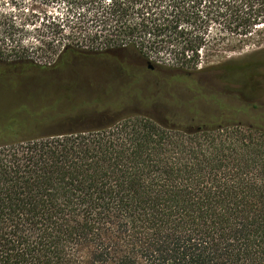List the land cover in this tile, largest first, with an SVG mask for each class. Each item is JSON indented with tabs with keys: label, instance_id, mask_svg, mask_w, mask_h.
I'll return each mask as SVG.
<instances>
[{
	"label": "trees",
	"instance_id": "trees-1",
	"mask_svg": "<svg viewBox=\"0 0 264 264\" xmlns=\"http://www.w3.org/2000/svg\"><path fill=\"white\" fill-rule=\"evenodd\" d=\"M28 1L45 20L34 43L0 0V81L59 51L113 64L139 92L157 69L190 86L222 68L229 86L264 66V0ZM151 94L188 125L101 101V125L1 126L0 264H264V111L237 95Z\"/></svg>",
	"mask_w": 264,
	"mask_h": 264
},
{
	"label": "rangeland",
	"instance_id": "rangeland-1",
	"mask_svg": "<svg viewBox=\"0 0 264 264\" xmlns=\"http://www.w3.org/2000/svg\"><path fill=\"white\" fill-rule=\"evenodd\" d=\"M1 2L4 3L1 7L16 16L18 22H24L27 30L25 41L34 43L37 35L43 34L44 16L42 14L38 17L31 16L34 11L32 2L28 0L24 3L21 0ZM42 9L51 13L56 10L52 5L42 6ZM250 52L222 55L210 60L205 58L200 67L207 68L208 63H212L211 66L228 64L245 58ZM59 53L60 51L54 52L40 59V67L25 71L13 79L0 81V128L2 125H9L10 122H13L12 127L19 129L29 124L25 129L32 128L37 131L34 135H44L74 130L77 128L75 123L80 121L79 118H87L93 122L92 124L101 125L105 120V115L97 110V103L101 101L105 106L109 104L108 108L110 104L120 103L121 113L147 114L162 122L171 121L180 126L188 125L189 118L182 111L146 97L150 93L158 92L182 98L198 92L228 95L230 96L228 99H233L237 95L241 96L240 100L252 103L264 111V66L257 69L252 76L249 74L243 83L233 82L229 86H224L221 81L222 68L221 71L214 69L195 74V85L190 86L177 80L182 76L181 71L157 69L154 70L155 75L150 73L151 76L144 81V85H141L144 91L139 92L136 88L138 84L133 82L134 86L130 87L132 80L127 78L124 70L113 64L97 63L72 55L58 59ZM56 61L58 64L55 65ZM147 86L152 92L146 89ZM236 102L239 103V100ZM241 120L242 123L248 122L246 117H242Z\"/></svg>",
	"mask_w": 264,
	"mask_h": 264
},
{
	"label": "water",
	"instance_id": "water-1",
	"mask_svg": "<svg viewBox=\"0 0 264 264\" xmlns=\"http://www.w3.org/2000/svg\"><path fill=\"white\" fill-rule=\"evenodd\" d=\"M148 69L152 70L153 67L150 64H147Z\"/></svg>",
	"mask_w": 264,
	"mask_h": 264
}]
</instances>
